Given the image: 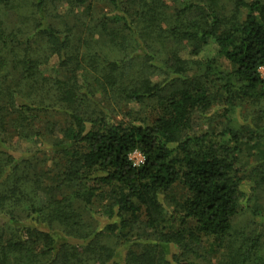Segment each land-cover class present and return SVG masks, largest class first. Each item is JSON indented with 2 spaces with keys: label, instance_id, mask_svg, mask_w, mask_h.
I'll use <instances>...</instances> for the list:
<instances>
[{
  "label": "trees",
  "instance_id": "trees-1",
  "mask_svg": "<svg viewBox=\"0 0 264 264\" xmlns=\"http://www.w3.org/2000/svg\"><path fill=\"white\" fill-rule=\"evenodd\" d=\"M105 1L0 0V264H252L264 0Z\"/></svg>",
  "mask_w": 264,
  "mask_h": 264
},
{
  "label": "rangeland",
  "instance_id": "rangeland-1",
  "mask_svg": "<svg viewBox=\"0 0 264 264\" xmlns=\"http://www.w3.org/2000/svg\"><path fill=\"white\" fill-rule=\"evenodd\" d=\"M95 3V9L96 12L104 10L107 8V2L105 0H93ZM167 2L171 3V0H166ZM235 0H222V9L223 10H230L233 6ZM250 1V0H247ZM65 8L61 7V8H56L54 10H52V14L54 16V18L57 20H62V19H73L70 18V16H67L64 12H62ZM85 8L84 6H78L76 7L74 13L77 14V11H79V15L83 16L86 12H85ZM57 11V12H56ZM67 16V17H66ZM72 21V20H71ZM70 21V22H71ZM261 76L264 77V69L260 70ZM262 108H264V103H262ZM59 118V117H57ZM115 119H118L119 116L116 115L114 116ZM264 145V142H263ZM25 146H23L24 148ZM258 153H264V146H258L257 144H253L251 146H246L245 149V155H244V159L246 160L247 164L246 166H248L250 163H255L259 158L260 155ZM42 156H44L45 154H40ZM47 157V156H45ZM38 158L39 155H38ZM41 159H43L41 157ZM40 159V160H41ZM132 162L135 165L140 164V159L139 156L136 155L134 157H132ZM244 163V161H243ZM45 165H48L47 162L43 163L41 166H43V168L45 167ZM46 179L48 182H51L52 180H50V178L48 179V177L46 176ZM260 188L257 189V194H255V198L253 202H250V204L252 205L251 207H256V208H260L262 209V215L264 217V183L260 184ZM256 186V184H255ZM245 191H249V184H247L245 186ZM185 193V189L183 188V186L181 184H176L170 191V197H171V208L177 206V203L179 201H181V199L183 198ZM249 218H245L244 216H240L239 219L236 220V224H238L239 226H244V225H250V227H252V229L257 228L258 222L260 224H262L261 230L260 232H262V238L264 240V219L259 220L258 217H251L250 215H248ZM252 264H264V246L261 245V247L259 248V250L256 252L255 258L252 262Z\"/></svg>",
  "mask_w": 264,
  "mask_h": 264
},
{
  "label": "built area",
  "instance_id": "built-area-1",
  "mask_svg": "<svg viewBox=\"0 0 264 264\" xmlns=\"http://www.w3.org/2000/svg\"><path fill=\"white\" fill-rule=\"evenodd\" d=\"M261 69H264V67H262ZM138 155L139 156V159H140V162L143 163L144 161V156L142 155V153L138 150H135L133 151L131 154H130V159L132 160V157ZM140 163V164H141ZM139 165V164H138Z\"/></svg>",
  "mask_w": 264,
  "mask_h": 264
}]
</instances>
